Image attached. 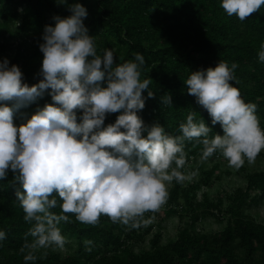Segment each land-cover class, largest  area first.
I'll use <instances>...</instances> for the list:
<instances>
[{
    "label": "clouds",
    "instance_id": "obj_1",
    "mask_svg": "<svg viewBox=\"0 0 264 264\" xmlns=\"http://www.w3.org/2000/svg\"><path fill=\"white\" fill-rule=\"evenodd\" d=\"M220 4L229 16L244 20L264 0H220ZM69 9L70 15H54L55 24L44 26L38 82H23L21 68L10 64L8 57L0 59V178L11 169L20 184L16 197L24 220L31 224L26 235L33 237L21 248L29 249L25 261L37 259L36 249L64 248L58 225L69 221V212L87 224L105 214L113 222L137 227L138 218L165 202L168 182L186 179L181 171L186 140L203 145L201 161L219 151L235 168L245 158L253 162L264 149V127L256 105L245 102L230 83L235 62L229 67L220 60L214 67L190 71L184 80L187 92L207 110L213 125L220 123L223 134L209 136L212 130L204 119L197 121L189 113L179 124V134L171 135L163 125L148 126L138 115L145 106L142 90L154 95L150 79H141L144 56L137 52L134 60L118 63L110 48L98 54L84 23L86 7L76 0ZM258 58L264 61V43ZM46 90L52 102L15 124L14 112ZM161 100L172 103L171 95ZM77 109H82L79 120ZM116 112L115 121L105 124L106 115ZM57 195L59 214L51 211ZM4 237L0 230V240Z\"/></svg>",
    "mask_w": 264,
    "mask_h": 264
},
{
    "label": "trees",
    "instance_id": "obj_2",
    "mask_svg": "<svg viewBox=\"0 0 264 264\" xmlns=\"http://www.w3.org/2000/svg\"><path fill=\"white\" fill-rule=\"evenodd\" d=\"M75 2L0 0V59L6 57L3 54L8 49L14 50L9 62L21 68L23 82L31 85L42 78L43 53L39 44L43 42L44 26L55 24L54 15H70L69 5ZM79 2L87 9L84 23L89 35L93 36L98 54L110 48L118 63L134 60L137 52L144 56L141 79H150L148 87L154 92L149 97L148 89L142 90L145 106L138 110V115L146 125L159 123L169 134L178 135L179 124L189 113H194L195 120L204 119L211 128L209 136L222 135L220 123H211L207 110L187 92L184 80L190 71L214 67L223 60L229 67L234 62L237 64L230 83L239 89L245 102L256 105V114L264 127V61L258 58L264 43V5L240 20L235 14L229 16L220 0ZM101 83L106 86V81ZM167 95H171V104L161 100ZM46 102H52L48 90L42 97L16 110L14 123L25 122ZM76 111L79 120L82 109ZM118 114H107L105 124L114 122ZM184 151L183 173L199 164L203 145L186 140ZM218 156H222L219 151L209 157ZM199 167L204 169L205 165ZM217 167L215 164L212 169ZM212 169L204 170L199 179L187 184L184 180L173 179L160 207L165 217L187 216L188 220L176 237L166 243L162 241L161 229L147 240L154 227L149 218L158 216V209L145 212L138 218L137 227H132L131 222L127 225L113 222L105 214H101L95 224H87L76 220L75 214L69 212L66 213L69 221H61L58 225L65 237L64 248L36 249L35 261L24 260L29 249L21 251L25 240L31 241L33 237L26 235L31 224L24 220L25 213L16 197L20 184L9 169L8 174L0 178V230L5 232L0 240V264H264V221L248 212L251 204L264 198V169L249 171L245 164L239 167L246 179V188L239 187L228 195L225 207L223 197L213 200L208 191L202 193L201 199L198 197L200 188L213 183ZM51 211L58 214L61 211L58 195L57 206ZM207 215L225 219L221 232L196 229V223ZM146 240L149 245L144 247Z\"/></svg>",
    "mask_w": 264,
    "mask_h": 264
},
{
    "label": "rangeland",
    "instance_id": "obj_3",
    "mask_svg": "<svg viewBox=\"0 0 264 264\" xmlns=\"http://www.w3.org/2000/svg\"><path fill=\"white\" fill-rule=\"evenodd\" d=\"M17 24L13 26L15 29ZM14 41V38L11 39ZM14 50L8 49L6 53V57L9 58V61L14 56ZM199 164H196L194 167L187 169L184 172L186 179L184 182L187 184L188 182H193L196 179H199L203 174L204 170L212 169V167L217 164L218 167L213 170L212 173V180L213 183L206 186L204 185L202 188L198 190V197L199 199L202 198V193L204 191H208L211 199L217 200L219 197H223L224 200V207L228 204V195L233 194L234 190L242 187L243 189L246 188V179L243 176V171L239 168L232 167L228 164L227 159L222 156H218L215 159L210 157L207 160L201 161L199 159ZM200 164H204L205 167L202 169L199 167ZM245 166L249 171H259L264 169V149H262L261 154L255 158L253 162H248L245 159L244 162ZM173 181L168 182L166 184L167 190L172 186ZM248 212L251 213L255 218L259 221H264V198L255 204H251L248 207ZM158 216H152L149 218V222L154 224L152 232L147 236V240L153 235L154 232L161 229L163 242L166 243L167 241L175 238L180 227L186 225V220H188L187 216L181 217L179 215H172L165 217L164 210L161 207L158 208ZM164 218V219H162ZM225 219H220L217 216L207 215L202 218L200 221L196 223V229L206 232H213L219 233L223 230L225 226ZM145 241L142 246L147 247L148 241Z\"/></svg>",
    "mask_w": 264,
    "mask_h": 264
}]
</instances>
